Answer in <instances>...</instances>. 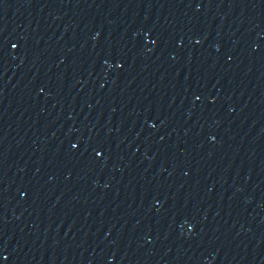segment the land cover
<instances>
[{
  "label": "water",
  "instance_id": "water-1",
  "mask_svg": "<svg viewBox=\"0 0 264 264\" xmlns=\"http://www.w3.org/2000/svg\"><path fill=\"white\" fill-rule=\"evenodd\" d=\"M0 264H264V0H0Z\"/></svg>",
  "mask_w": 264,
  "mask_h": 264
}]
</instances>
